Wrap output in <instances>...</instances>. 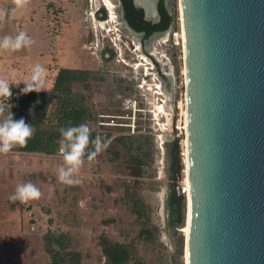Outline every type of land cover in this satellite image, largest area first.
<instances>
[{"label":"rangeland","instance_id":"1","mask_svg":"<svg viewBox=\"0 0 264 264\" xmlns=\"http://www.w3.org/2000/svg\"><path fill=\"white\" fill-rule=\"evenodd\" d=\"M47 1L65 9L66 30L60 34L54 26L47 28L42 21L46 10L43 0H29L24 9L12 16L23 21V30L34 43L16 52L0 50V78L12 76L26 81L37 63L46 72L44 90L53 87L62 66L86 68L90 73L102 75V81H92L94 87L87 91L88 104L95 119L106 120L101 123L112 132V137L94 161L85 158L77 177L80 183L73 186L57 179L58 168L63 164L60 154L15 150L0 154V220L9 214L20 228L16 232L10 223V229L8 223L0 225V264H45L48 255L43 235L48 229L67 232L73 248L82 252L84 264H108L103 245L110 248L115 242L130 245L129 264L137 259L144 264H186L187 196L182 204L183 218L177 226L173 224L176 218H172L169 206L173 184L177 195L187 185L186 126L182 131L175 128L180 119L185 123L186 107L180 0H167L169 24L155 41L162 69L170 75L172 84L156 71L149 75L145 65L135 66L142 58L135 55L131 45L139 47L140 43L123 20L121 23L109 20L113 32L98 26L101 20H106L99 16L104 7L96 11L102 0H44ZM35 12L32 24L31 14ZM12 16L0 28V39L17 34ZM77 38L78 43L86 44L82 54ZM108 45L113 47L112 51L107 50ZM139 51V55L147 58L149 68L154 65L141 46ZM129 53L135 60L128 57ZM158 83L169 95L168 100L163 92L155 93L154 85ZM158 97L165 106L160 116L154 106ZM175 137L180 139L182 165L176 177L169 154ZM136 156L143 160L141 167L132 162ZM137 172L141 176L134 180L133 174ZM131 181H138L140 193L149 206L155 232L152 240L139 236L141 224L125 199V184ZM27 182L41 190V198L27 203L9 200L17 185Z\"/></svg>","mask_w":264,"mask_h":264},{"label":"water","instance_id":"2","mask_svg":"<svg viewBox=\"0 0 264 264\" xmlns=\"http://www.w3.org/2000/svg\"><path fill=\"white\" fill-rule=\"evenodd\" d=\"M132 1L161 21L162 0ZM180 11L187 263L264 264V0H180Z\"/></svg>","mask_w":264,"mask_h":264},{"label":"trees","instance_id":"3","mask_svg":"<svg viewBox=\"0 0 264 264\" xmlns=\"http://www.w3.org/2000/svg\"><path fill=\"white\" fill-rule=\"evenodd\" d=\"M130 23L137 29H145L146 37L155 30H165L169 24L162 3H160L161 21L153 24L144 19L142 9L135 8L132 0H124ZM101 80L97 76L81 68L60 67L54 80V85L50 90L40 92H30L24 94L23 88L10 85L12 96L0 97V104L6 106L13 114V118L19 120L23 118L26 123L32 124L35 128L34 135L28 140L26 146L12 149L20 152L44 153L48 155L59 154L60 128L78 126L87 123L91 129L92 137L100 134L107 141L112 137V132L106 130V125L101 123L105 119H95L92 108L88 104L89 95L87 91L94 86L92 81ZM4 116L8 115L6 111ZM2 117V114H0ZM95 121V122H94ZM132 139V137H130ZM121 140V138H118ZM169 149L173 176H177L181 170V144L179 137H175ZM91 148V145H90ZM138 167L143 160L136 156L132 157ZM177 167L175 168V165ZM134 180H138L140 172L134 173ZM174 178V177H173ZM176 180V178H174ZM171 202L169 204L172 218H176L173 223L177 226L182 221V204L185 202V194H176L173 184ZM138 181H131L125 184V199L130 203L132 211L137 215L141 224L139 236L145 240H152L155 236L152 227V218L149 206L140 193ZM44 248L48 255L45 264H84L83 254L80 250L73 248L71 237L67 232L48 229L43 235ZM103 250L107 254L108 264H129L131 260L130 245L122 242H115L110 248L103 245ZM134 264H144L137 259Z\"/></svg>","mask_w":264,"mask_h":264},{"label":"clouds","instance_id":"4","mask_svg":"<svg viewBox=\"0 0 264 264\" xmlns=\"http://www.w3.org/2000/svg\"><path fill=\"white\" fill-rule=\"evenodd\" d=\"M12 7L8 11H0V19L24 9L29 0H11ZM34 41L24 31L19 32L15 37L4 36L0 39V50L16 52L21 49L30 48ZM26 87L23 88L24 94L30 92H40L44 90L46 83V72L44 67L37 63L33 66L31 75L28 80L24 81ZM10 84L8 80L0 78V97H11ZM8 112V115L0 117V154H7L12 149L26 146L28 140L34 135L35 128L32 124L25 122L23 118L16 120L13 114L0 104V114ZM59 154L63 159V164L58 168L57 179L59 182L73 186L80 183L77 178L82 166L85 164V158L92 162L108 146L107 141L100 134L92 137L94 131L87 123L78 126H69L60 128ZM91 145V148H90ZM41 190L33 183L27 182L17 185L9 200L21 203H27L40 199Z\"/></svg>","mask_w":264,"mask_h":264},{"label":"flooded vegetation","instance_id":"5","mask_svg":"<svg viewBox=\"0 0 264 264\" xmlns=\"http://www.w3.org/2000/svg\"><path fill=\"white\" fill-rule=\"evenodd\" d=\"M103 3L100 7H98L96 9V11H100L101 10V7H104L102 9V11L99 12V16H101V18H104L106 20H101L103 21L102 23H100L98 26H101L103 29H108L110 32H113V28L111 26H109V20L111 22H115L116 20L118 22L121 23V21L123 20L122 23H126V21L123 19V17L125 16V19L127 20L128 24L132 27V29L136 30L137 32H141L142 35H143V38H141V35L139 33H136L134 32L133 30L129 29L130 32L132 33L133 37L140 43V46H141V49H142V52L143 54H145L146 56H148V58L151 59V61L154 62V65L152 64V66H148V64H146L145 61H147V58L145 56H142V55H139L137 53L140 52V46H136L135 43H132L131 46H133L135 48V55H137V57L139 58H142L141 60H139V63H135V66L136 67H139L140 65H145V68L147 69V72L149 70L150 74L151 75L153 72H157L161 77L165 78L166 80H168V82H170V84H172V80L170 79V75L168 73H165L163 71V63L161 62V60L159 59V51H157V48L155 47V41H157V39H159L157 36L158 35H161L163 33H165L166 31L164 30H155L153 32H151V34L146 37V30L145 29H137L136 27H134L129 19H128V13H127V9L125 7V4H124V0H117V2L119 3H113L112 0H110L112 2V7H113V13L107 3V1L105 0H102ZM166 2L167 0H162L160 3H162L163 5V8L166 12ZM46 10H45V16H44V24L47 28H50L51 26L55 27L56 28V31L58 29V32L60 34L64 33V31L66 30L65 26L67 25V18H66V11L63 7H60V8H56L54 6V1H47L46 2ZM123 14V16H122ZM167 14V13H166ZM168 16V15H167ZM106 17V18H105ZM110 17V19H109ZM112 18V19H111ZM162 19V18H161ZM119 29V28H118ZM159 31V33H156L155 35H153L148 41L147 39L155 32ZM161 31H164V32H161ZM117 39V38H116ZM78 38H77V43H78ZM91 42V41H90ZM85 42L84 41H81V43H78V48L80 49V53L82 54L84 51H85ZM127 46V45H125ZM103 50H105L103 48ZM108 51H112L113 50V47L111 45H108ZM129 50V49H128ZM132 50V49H131ZM158 55V57H157ZM128 57H130V59H134L135 60V57L129 53ZM136 59L138 60L139 58ZM151 65V64H150ZM161 66V67H160ZM62 67H66V66H62ZM73 68V67H71ZM81 69H85V70H90V69H86V68H81ZM156 69V70H155ZM146 74V73H145ZM91 75L92 76H97L98 78H101L103 79V76L102 75H98V73H92L91 72ZM147 75V74H146ZM158 76V75H157ZM159 77V76H158ZM165 80V82H166ZM139 84V83H138ZM156 87V91L155 93L156 94H161L162 92L164 93L163 95L166 97V100H168V94H165L163 88H162V85L161 84H156L154 85V88ZM152 88V87H149V89ZM161 102H164V100L160 99V97H158V101L155 102V108L158 107V105H163V107L165 108L164 104L161 103Z\"/></svg>","mask_w":264,"mask_h":264},{"label":"crops","instance_id":"6","mask_svg":"<svg viewBox=\"0 0 264 264\" xmlns=\"http://www.w3.org/2000/svg\"><path fill=\"white\" fill-rule=\"evenodd\" d=\"M5 2H6V0H0V11H8L11 7H12V3H11V0H8L7 2H6V6H5V8L3 9V6L5 5ZM43 4L44 5H46V2H44V0H43ZM46 7V6H45ZM46 9V8H45ZM14 13H10L8 16H5L3 19H0V28L3 26V24L5 23V20L7 19V18H9L10 19V16H12ZM35 16H36V12L35 13H33V14H31V22H32V24H34V22H35ZM44 16H45V13H43L42 14V21H43V23H44ZM13 17V16H12ZM13 19H14V23H15V26H16V30L18 31V27H21V29L23 30V21L22 20H20V19H18V18H16V17H13ZM38 24V23H37ZM39 25V24H38ZM17 31H16V33H17ZM25 33H26V31H25ZM17 35V34H16ZM15 35V36H16ZM1 78H3V79H6V80H8V82H9V84L10 85H13V86H15V87H20V88H25L26 86H24L23 85V83H24V81L23 80H21L20 78H15V79H12L13 77L12 76H9V77H1ZM11 81H12V83H11ZM50 90V89H49ZM15 218V217H14ZM14 218L13 219H11V217H9V214H6V216L5 217H1V220H0V225H2L3 223H10L11 224V228L13 229L12 231H16V232H18V230L20 229L17 225H16V223H15V220H14ZM10 224H9V229H10ZM19 228V229H18ZM7 231V230H6ZM11 231V230H10Z\"/></svg>","mask_w":264,"mask_h":264},{"label":"bare ground","instance_id":"7","mask_svg":"<svg viewBox=\"0 0 264 264\" xmlns=\"http://www.w3.org/2000/svg\"><path fill=\"white\" fill-rule=\"evenodd\" d=\"M107 1L112 13H113V5L112 2L110 0H105ZM165 108L163 107V105H158V107H156V115L160 116L159 114L161 112H164ZM184 114H185V126H186V140H185V155H186V174H187V185L186 186V191H187V227H186V264L187 263V235H188V221H189V201H190V197H189V176H188V158H187V121H186V107L184 109Z\"/></svg>","mask_w":264,"mask_h":264},{"label":"built area","instance_id":"8","mask_svg":"<svg viewBox=\"0 0 264 264\" xmlns=\"http://www.w3.org/2000/svg\"><path fill=\"white\" fill-rule=\"evenodd\" d=\"M21 31H24V30H22L21 27H18L17 34H18L19 32H21ZM24 32H25V31H24ZM7 98H8V97H7ZM184 125H185L184 120H183V119H180V121H179L177 124H175V128H176L177 130H179V131H182ZM181 193H182V194H185V195L187 194L186 186H185V185L182 187Z\"/></svg>","mask_w":264,"mask_h":264}]
</instances>
